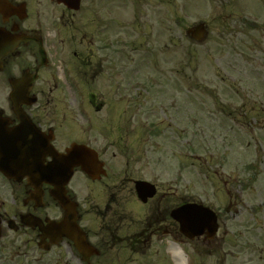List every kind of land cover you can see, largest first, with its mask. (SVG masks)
<instances>
[{
    "label": "flooded vegetation",
    "instance_id": "af4514ba",
    "mask_svg": "<svg viewBox=\"0 0 264 264\" xmlns=\"http://www.w3.org/2000/svg\"><path fill=\"white\" fill-rule=\"evenodd\" d=\"M0 5V29L15 42L0 60L1 118L10 119V125L19 122L10 98L12 84L19 80L26 89L29 85V93L16 99L40 132L39 141L60 152L73 143L93 148L95 163L105 170L92 179L78 166L66 186L77 202L81 225L99 249L91 261L105 264L107 247L139 258L151 249L159 254L173 237L185 242L171 211L187 200L186 186L179 193L171 184L159 183L161 175L150 167L156 165L154 148L148 147L153 142L136 145L137 156L144 155L140 158L128 155L129 143H123L124 125L138 129L144 104L138 68L128 74L138 47L128 41L133 32L124 31L120 0H0ZM0 177L1 226L32 233L38 243L42 232L23 220L34 216L45 224L50 217H63L53 187H37L28 177ZM145 179L155 184L156 193L144 202L135 187Z\"/></svg>",
    "mask_w": 264,
    "mask_h": 264
},
{
    "label": "rangeland",
    "instance_id": "374dc122",
    "mask_svg": "<svg viewBox=\"0 0 264 264\" xmlns=\"http://www.w3.org/2000/svg\"><path fill=\"white\" fill-rule=\"evenodd\" d=\"M121 3L124 30L133 32L128 41L138 47L133 53L136 64L128 74L135 67L140 71L145 64L153 66L148 79L138 78L147 83L145 90H139L142 99L152 103L155 109L151 110L156 113L142 117L140 124H135L137 130L124 125L123 143H129L131 149L128 155L144 157L134 152L136 145L153 141L148 147L154 148L157 165L150 167L152 173L161 175L159 183L171 184L172 191L179 193L186 186L189 200L218 211V240L212 244L188 242L190 264H264V0ZM201 21L207 23L209 35L197 42L186 29ZM148 32L154 36L149 45L156 48L153 56L160 70L150 56L142 54L151 49L148 38L142 37ZM148 68L146 65L145 70L150 71ZM170 72L171 79L167 77ZM151 77L153 82L172 80L173 85H179V92L172 88L168 95L163 87L164 97L157 100L151 93ZM173 102L169 113L177 132L167 138H151L146 126L170 115L163 110ZM159 157L165 158V163L168 157L172 160L170 172H164L167 166L159 164ZM180 160L183 168L178 165ZM146 173L155 179L148 170ZM9 240L0 242V264L77 263L66 245L47 252L30 240L28 244L23 241L20 248ZM18 252L26 255L17 256ZM169 256L164 253L156 264H175Z\"/></svg>",
    "mask_w": 264,
    "mask_h": 264
},
{
    "label": "water",
    "instance_id": "95a60500",
    "mask_svg": "<svg viewBox=\"0 0 264 264\" xmlns=\"http://www.w3.org/2000/svg\"><path fill=\"white\" fill-rule=\"evenodd\" d=\"M193 35L196 38L202 37L204 32L203 25H199L195 29L192 30ZM20 145L16 143H6L0 145V165H5V171L12 164V157L18 154V149ZM70 169L67 168V170ZM68 174V171H67ZM60 199V198H59ZM62 206H64L67 210V215L65 219L61 223H54L53 227L55 229L61 230L63 234L73 238L77 247L83 251V247H85L86 243L84 238L78 235V225L75 222L76 214L74 212L69 211L67 200H60ZM175 217L181 223L182 230L191 238H194L196 235H200L203 233H207V237L211 238L215 235L217 230V218L216 215L210 209L202 206V205H189L180 208L175 213ZM56 225V226H54Z\"/></svg>",
    "mask_w": 264,
    "mask_h": 264
},
{
    "label": "bare ground",
    "instance_id": "6f19581e",
    "mask_svg": "<svg viewBox=\"0 0 264 264\" xmlns=\"http://www.w3.org/2000/svg\"><path fill=\"white\" fill-rule=\"evenodd\" d=\"M170 251L172 252L173 258L176 261V264H188V257L185 252L181 250V248L177 245H172L170 247Z\"/></svg>",
    "mask_w": 264,
    "mask_h": 264
}]
</instances>
